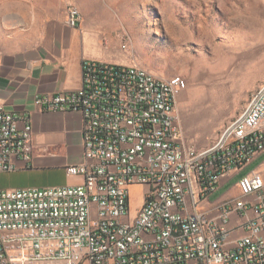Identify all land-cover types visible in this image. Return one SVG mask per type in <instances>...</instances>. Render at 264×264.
Instances as JSON below:
<instances>
[{"label": "built area", "instance_id": "obj_1", "mask_svg": "<svg viewBox=\"0 0 264 264\" xmlns=\"http://www.w3.org/2000/svg\"><path fill=\"white\" fill-rule=\"evenodd\" d=\"M66 18L77 26L83 14L71 4ZM186 85L181 75L87 59L79 89L37 96L43 109L82 114L84 160L66 172L85 181L0 189V264H264V176L242 174L264 153V83L205 147L183 135ZM32 131L0 99L1 172L15 158L30 166ZM238 175V196L205 206L223 178ZM136 186L143 201L133 215ZM235 213L246 234L229 246Z\"/></svg>", "mask_w": 264, "mask_h": 264}, {"label": "rangeland", "instance_id": "obj_2", "mask_svg": "<svg viewBox=\"0 0 264 264\" xmlns=\"http://www.w3.org/2000/svg\"><path fill=\"white\" fill-rule=\"evenodd\" d=\"M82 14L114 40L119 61L186 79L178 109L185 140L199 147L213 144L264 83V0H84ZM7 175L0 174V189L15 187ZM84 181L69 174L70 184ZM143 190L133 187L132 211Z\"/></svg>", "mask_w": 264, "mask_h": 264}, {"label": "crops", "instance_id": "obj_3", "mask_svg": "<svg viewBox=\"0 0 264 264\" xmlns=\"http://www.w3.org/2000/svg\"><path fill=\"white\" fill-rule=\"evenodd\" d=\"M71 4L82 12L84 0H0V99L19 119L21 128L28 122L33 129L30 166L15 158L14 170L0 171L9 174L5 178L14 181L13 188L77 185L69 183L66 166L84 160L83 116L73 110L43 109L35 99L79 89L87 59L125 63L117 59L120 52L114 40L101 36L98 24L83 20L77 26L67 23ZM260 160L256 170L264 176V153L253 163ZM231 179L221 180L219 190L204 203L206 207H219L240 194L238 180L224 190ZM141 206L142 202L132 214L136 215ZM243 221V216L233 214L228 225L229 246L246 234Z\"/></svg>", "mask_w": 264, "mask_h": 264}]
</instances>
